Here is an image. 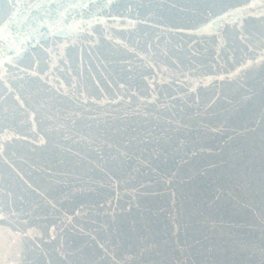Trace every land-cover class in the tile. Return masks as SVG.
<instances>
[{
	"label": "water",
	"instance_id": "obj_1",
	"mask_svg": "<svg viewBox=\"0 0 264 264\" xmlns=\"http://www.w3.org/2000/svg\"><path fill=\"white\" fill-rule=\"evenodd\" d=\"M0 264H264V0H0Z\"/></svg>",
	"mask_w": 264,
	"mask_h": 264
}]
</instances>
